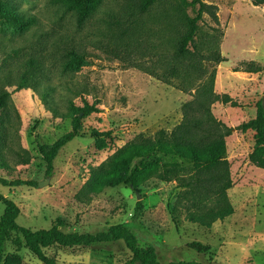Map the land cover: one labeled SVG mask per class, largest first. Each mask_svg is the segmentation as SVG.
Wrapping results in <instances>:
<instances>
[{"label":"rangeland","instance_id":"1","mask_svg":"<svg viewBox=\"0 0 264 264\" xmlns=\"http://www.w3.org/2000/svg\"><path fill=\"white\" fill-rule=\"evenodd\" d=\"M4 1L39 19V24L26 32L0 24V90L8 93L7 104L0 110V178L8 184L0 182V193L20 207L18 224L33 230L49 229L62 218L67 223L65 232L93 234L113 225H130L141 246L156 248L161 264H264V170L249 160L254 132L240 128L255 118L257 104L264 97V5L254 6L250 0H203L217 6L220 51L226 59L215 66V92L229 95L239 105L216 103L213 107L216 118L233 128L227 138V157L235 184L229 197L236 213L211 229H203L186 221L179 228L174 224L168 207L177 203L180 189L176 182L152 179L139 192L125 185L88 187L94 172L128 143L141 136L153 138L161 129L172 131L182 121V105L191 99L133 66L144 58L141 52L129 58L134 61L130 64L87 44L88 39H101L111 16L124 13L131 0H102L82 29L77 28L73 12L52 0ZM163 8L164 4L158 3L146 16L158 31L164 22ZM201 25V34L209 39L216 24L205 16ZM72 42L82 47L87 58V66L78 72L64 71L57 55L45 60L40 92L18 88L7 79L10 70L16 76L19 64L30 58L31 45L52 51L63 50ZM15 51L20 53L15 55ZM245 62L257 63L261 72L241 71ZM205 64L210 71L213 65ZM85 84L88 95L84 98L101 112L83 120L86 134L60 151L49 177L39 145L53 144L71 131L72 119L67 116L70 102L83 105L73 91ZM45 92L52 109L41 99L40 93ZM93 130L100 136L93 137ZM48 178V184L40 187ZM138 193L144 197L145 207L135 220ZM4 209L0 203V219ZM195 241L210 245L212 254L190 249L188 245ZM241 250L248 254L244 256ZM45 252L56 258L57 264H125L131 258L123 242L91 248L54 247ZM20 255L22 264H43L27 250Z\"/></svg>","mask_w":264,"mask_h":264},{"label":"trees","instance_id":"2","mask_svg":"<svg viewBox=\"0 0 264 264\" xmlns=\"http://www.w3.org/2000/svg\"><path fill=\"white\" fill-rule=\"evenodd\" d=\"M254 6L264 5V0H250ZM67 12H73L78 29H82L102 0H52ZM158 3L164 4L163 26L160 31L150 25L146 16ZM119 15H112L107 26L101 31L102 38L88 39L92 47L103 51L117 60H127L141 52V59L133 66L141 68L156 80L172 86L191 99L181 108L182 121L172 131L159 130L153 138L139 137L128 143L112 156L100 169L94 172L88 182L90 189L125 185L139 192L152 179L161 182H176L180 189L177 203L169 206L174 224L179 228L182 221L211 229L225 221L236 212L229 191L235 186L231 163L227 157V138L233 128L218 120L213 112L216 103H238L229 95L215 92L216 65L226 62L220 51V20L217 6L203 0H131L130 6ZM205 16H209L216 27L206 39L202 32ZM160 21V20H159ZM0 24L15 31L26 32L39 24L35 15H29L0 0ZM161 26V25H160ZM207 40V41H204ZM154 40L159 43L155 44ZM73 45L63 50L31 45L32 55L17 68L16 76L9 71L7 79H12L18 88H31L39 91V79L43 73L47 56L60 55L63 70L76 73L87 66L86 54L81 46ZM143 50V51H142ZM45 51H49L46 55ZM20 52L15 51V55ZM213 65L206 68L205 63ZM147 63H151L148 67ZM240 70L248 74L261 72L255 62L241 63ZM239 71V70H237ZM83 100L78 106L70 102L69 116L72 129L53 144L39 145V151L47 165V176H52L54 162L60 151L76 138L86 134L83 120L101 112L96 104L88 102V87L73 91ZM8 93L0 90V110L6 106ZM44 103L52 109L47 99L48 93H40ZM58 114L57 110H53ZM243 131L254 132L255 146L249 160L255 167L264 170V107L263 99L257 104L254 119L243 123ZM97 130L92 136H100ZM0 182H8L0 178ZM20 183V182H18ZM0 203L5 207L0 219V264H22L20 252L24 249L43 264H57V259L46 254V249L91 248L102 244L123 242L131 253L125 264H161L157 250L153 246H141L138 236L130 225H113L107 231L98 233L65 232L67 223L58 218L49 229L33 230L20 226L17 222L21 215L20 207L10 198L0 193ZM144 197L137 202L134 219L142 215ZM184 214L183 220L180 219ZM203 255L212 254V247L200 242L188 245ZM168 264H201L199 262H169Z\"/></svg>","mask_w":264,"mask_h":264},{"label":"water","instance_id":"3","mask_svg":"<svg viewBox=\"0 0 264 264\" xmlns=\"http://www.w3.org/2000/svg\"><path fill=\"white\" fill-rule=\"evenodd\" d=\"M263 107H264V97H263ZM49 181H50V178H48L47 181L41 182L40 183V187L46 186ZM132 189H133V187H132ZM137 198H138V201H141L142 200V195L140 193H138L137 194Z\"/></svg>","mask_w":264,"mask_h":264},{"label":"crops","instance_id":"4","mask_svg":"<svg viewBox=\"0 0 264 264\" xmlns=\"http://www.w3.org/2000/svg\"><path fill=\"white\" fill-rule=\"evenodd\" d=\"M236 213V212H235ZM219 222H221V221H219ZM216 224V223H215ZM242 251V250H241ZM242 253H244L243 255L245 256V255H247L248 253H246L245 251H242Z\"/></svg>","mask_w":264,"mask_h":264}]
</instances>
